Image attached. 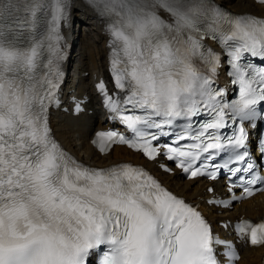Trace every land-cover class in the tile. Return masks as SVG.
Instances as JSON below:
<instances>
[{"label":"snow or ice","instance_id":"snow-or-ice-1","mask_svg":"<svg viewBox=\"0 0 264 264\" xmlns=\"http://www.w3.org/2000/svg\"><path fill=\"white\" fill-rule=\"evenodd\" d=\"M252 3L264 9V0ZM85 4L109 37L113 89L96 88L125 129L95 132L98 151L122 145L151 162L163 157L191 180L215 181L226 170L230 198L203 201L218 211L264 193V165L257 170L244 126L264 120V63H256L264 61V13H232L217 0ZM71 7L0 0V264H238L237 245L214 233L200 203L143 167L87 165L56 139L49 109L59 106ZM207 39L226 53L238 98L227 101L215 83L221 56ZM82 111L75 102L73 113ZM259 151L264 159V140ZM233 229L243 244L264 247V220Z\"/></svg>","mask_w":264,"mask_h":264},{"label":"bare ground","instance_id":"bare-ground-1","mask_svg":"<svg viewBox=\"0 0 264 264\" xmlns=\"http://www.w3.org/2000/svg\"><path fill=\"white\" fill-rule=\"evenodd\" d=\"M69 23L63 29L65 39L76 42V51L71 60L67 62V67L71 68L72 85L77 83V89L70 86L69 89H75V92H84L87 87H93L94 77L106 75L107 73V53L109 37L105 32V23L103 19L85 4V0H71ZM217 3L224 4L230 11L235 13H254L262 14L264 9L252 3V0H217ZM167 16V14H163ZM84 25V34L79 39L78 33ZM81 26V27H80ZM89 73L86 78H81L77 74ZM93 94V92H91ZM97 101L92 103V109L96 111L93 117L85 118L81 123L72 124L67 118L57 116L53 120V127L57 137L66 145V147L80 159H84L96 166L104 167L112 162L118 163L122 160L139 161L140 157L123 148H116L115 151L105 157L99 156L89 145V138L93 131L104 124V117H99V107ZM153 166L152 163H147ZM165 181L170 186L186 195V198L192 201V197L199 194L191 193L196 190L204 189V183L198 184L182 182L177 176L165 177ZM216 186V185H215ZM258 208V210H257ZM243 211L250 217L264 218V194L248 202L243 207H237L230 215H242ZM264 256V247L256 253L251 249H245L244 258L241 264H261Z\"/></svg>","mask_w":264,"mask_h":264}]
</instances>
